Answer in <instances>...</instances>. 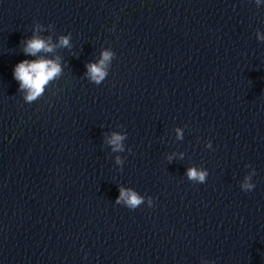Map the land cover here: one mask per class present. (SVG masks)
Instances as JSON below:
<instances>
[{
    "label": "water",
    "instance_id": "obj_1",
    "mask_svg": "<svg viewBox=\"0 0 264 264\" xmlns=\"http://www.w3.org/2000/svg\"><path fill=\"white\" fill-rule=\"evenodd\" d=\"M36 22L73 47L28 104L13 69L33 59L21 41ZM257 30L264 0H0V264H264ZM109 47L95 85L85 65ZM112 131L127 132L125 152L104 143ZM173 152L184 158L169 163ZM190 166L208 170L205 183L187 179ZM119 186L154 206L117 205Z\"/></svg>",
    "mask_w": 264,
    "mask_h": 264
},
{
    "label": "clouds",
    "instance_id": "obj_2",
    "mask_svg": "<svg viewBox=\"0 0 264 264\" xmlns=\"http://www.w3.org/2000/svg\"><path fill=\"white\" fill-rule=\"evenodd\" d=\"M257 6H260L262 0H255ZM45 31L52 33L49 35H42ZM54 25L49 24L47 28L39 22H36L32 29V35L23 39L22 52L25 56L33 57V59H24L18 62L13 69V77L18 82V91L22 93L25 103L32 104L41 99L47 88L53 84L54 81L60 79L63 75L64 65L62 63V57L58 54L59 49L73 47L71 43V33L60 34L55 40ZM256 37L258 41L264 42V33L259 30L256 31ZM74 57L76 53H72ZM115 58L114 51L109 47L102 49L99 59L95 62H88L85 65L86 71L84 76L89 82L100 85L109 74L111 62ZM55 94V93H53ZM118 127H122L118 125ZM177 140H183L184 130L181 127L174 129ZM104 143L108 145L112 153H123L126 151L124 141L127 140V132L112 131L110 133H104ZM205 147L209 150H213L212 142L209 140L205 143ZM127 151L131 153L132 149L127 148ZM174 158L183 159L184 153H171L167 156V160L171 163ZM114 162L119 166V170L123 171V165L125 159L120 155H116ZM245 167L251 168V165H245ZM185 175L188 180L194 183H205L209 175L208 170L205 168H199L196 166H190L186 169ZM256 175V170H252L244 176L240 183V188L244 192L252 191L255 188V184L252 182V177ZM147 203L148 207L154 206V200L151 196L145 197L138 193L136 190L130 187L119 186V195L115 199L117 205H123L128 209L135 210L142 204ZM203 264H214L213 261H203Z\"/></svg>",
    "mask_w": 264,
    "mask_h": 264
}]
</instances>
